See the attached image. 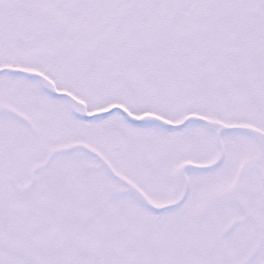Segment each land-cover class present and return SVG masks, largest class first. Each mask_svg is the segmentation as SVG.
Returning <instances> with one entry per match:
<instances>
[{"label": "snow or ice", "instance_id": "1", "mask_svg": "<svg viewBox=\"0 0 264 264\" xmlns=\"http://www.w3.org/2000/svg\"><path fill=\"white\" fill-rule=\"evenodd\" d=\"M0 264H264V0H0Z\"/></svg>", "mask_w": 264, "mask_h": 264}]
</instances>
